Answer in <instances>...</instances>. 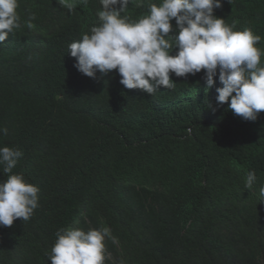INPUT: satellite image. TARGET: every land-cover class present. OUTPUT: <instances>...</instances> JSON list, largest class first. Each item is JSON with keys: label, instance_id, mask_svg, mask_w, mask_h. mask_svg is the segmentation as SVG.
Masks as SVG:
<instances>
[{"label": "trees", "instance_id": "obj_1", "mask_svg": "<svg viewBox=\"0 0 264 264\" xmlns=\"http://www.w3.org/2000/svg\"><path fill=\"white\" fill-rule=\"evenodd\" d=\"M150 2L121 15L137 20ZM221 2L214 15L250 28L264 53V0ZM18 4L21 28L0 43V147L22 151L13 173L39 188V206L0 226V264H51L61 228H108L105 264H264V112L205 108L222 85L206 91L203 70L152 95L116 70L89 78L67 52L98 25L99 0Z\"/></svg>", "mask_w": 264, "mask_h": 264}, {"label": "clouds", "instance_id": "obj_2", "mask_svg": "<svg viewBox=\"0 0 264 264\" xmlns=\"http://www.w3.org/2000/svg\"><path fill=\"white\" fill-rule=\"evenodd\" d=\"M131 2L99 0L98 25L68 45L67 53L75 58L80 73L95 79L97 72L106 75L116 70L125 88L152 95L159 86L174 88L170 74L186 77L203 70L206 91L213 87L214 77L222 85L216 88L215 104L205 99V108L215 113L227 103V110L244 121H255L264 112V53L255 46L261 37L250 28L233 30L225 19L216 17L214 9L222 7L221 0L150 2L147 14L137 20L121 15ZM18 6V0H0V43L21 28ZM34 18L25 22L28 27ZM0 134L6 136L8 129L0 127ZM22 156L17 148L0 147V168L7 175L0 181L3 227H11L18 218L28 221L39 206V188L22 173H13ZM256 181L255 171H249L244 187L252 189ZM259 194L264 203V185ZM55 235L48 256L51 264H105L108 228H61Z\"/></svg>", "mask_w": 264, "mask_h": 264}]
</instances>
